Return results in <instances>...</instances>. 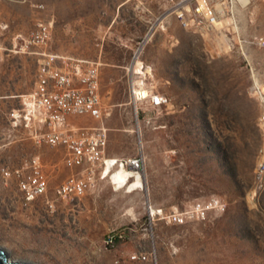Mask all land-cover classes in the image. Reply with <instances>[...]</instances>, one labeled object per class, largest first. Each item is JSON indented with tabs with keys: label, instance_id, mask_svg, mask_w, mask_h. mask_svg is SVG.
I'll use <instances>...</instances> for the list:
<instances>
[{
	"label": "rangeland",
	"instance_id": "1",
	"mask_svg": "<svg viewBox=\"0 0 264 264\" xmlns=\"http://www.w3.org/2000/svg\"><path fill=\"white\" fill-rule=\"evenodd\" d=\"M120 1L0 0L1 55L84 53L99 32L133 33L138 44L147 35L134 74L145 70L148 87L168 99L155 109L132 101L118 106L114 115L104 112L102 120L71 116L77 127L102 123L106 156L139 155L143 169L133 188V180L113 183L112 172L95 189L65 201L54 200L53 190L79 169L64 165L63 148L21 141V132L11 131L0 118V170L38 158L55 205L48 211L41 202L32 221L21 207L16 181L0 180V248L10 261L24 264H264V175L261 181L256 176L263 137L248 68L236 55L220 54L222 37L182 29L174 16L163 13L168 5L162 0H129L107 29ZM37 21L49 23L50 39L45 46L26 45ZM239 25L243 35L263 32L264 3L241 12ZM106 48L119 60L133 58L123 46ZM250 57L255 70L263 72L264 51L253 49ZM40 60L12 56L0 62L1 75L22 65L16 72L20 77H0V88L30 90ZM127 80L120 70L111 86L114 102L127 101ZM212 197L225 208L206 222L172 219ZM114 233L125 238L106 244Z\"/></svg>",
	"mask_w": 264,
	"mask_h": 264
},
{
	"label": "built area",
	"instance_id": "2",
	"mask_svg": "<svg viewBox=\"0 0 264 264\" xmlns=\"http://www.w3.org/2000/svg\"><path fill=\"white\" fill-rule=\"evenodd\" d=\"M168 5L167 15L174 16L180 27L187 32L208 37H222L220 54L231 53L245 64L252 76L250 95L260 107L258 118L263 142L259 149L256 176L259 181L264 175V71L258 73L251 64L250 51H264V31L243 35L239 25V14L253 3L264 0H162ZM50 39V25L37 21L35 29L25 41L29 46H45ZM135 48L133 61L139 59L141 44ZM43 60L39 64L32 91L21 96L20 108L10 113L13 124H21L28 131L29 138L37 145L63 148V163L77 174L69 176L53 190L54 200L65 201L78 198L95 189L97 182L112 172L123 171L130 174L127 179L135 181L141 177L143 158L141 156L108 158L106 156L107 134L104 125L87 128L71 124V116H89L102 120L103 108L98 95L99 78L97 63L73 61L64 68L57 66L59 57L55 54L39 53ZM148 74L145 70L134 74L129 81L132 101L146 102L152 108L167 105L168 99L148 87ZM138 92H135L136 88ZM147 89L146 97L142 95ZM138 112V109H136ZM110 177V176H109ZM14 179L23 208L40 200L48 211L54 210V200L48 198V179L38 158L30 157L14 168L0 170V180L4 184ZM220 199L212 197L192 205L181 215L172 219L179 223L187 220L206 222L209 215L224 211ZM158 216L161 212L157 213ZM166 218V217H163ZM170 219V217H167ZM124 234L109 235L106 244L124 239ZM137 257H132L136 260Z\"/></svg>",
	"mask_w": 264,
	"mask_h": 264
},
{
	"label": "crops",
	"instance_id": "3",
	"mask_svg": "<svg viewBox=\"0 0 264 264\" xmlns=\"http://www.w3.org/2000/svg\"><path fill=\"white\" fill-rule=\"evenodd\" d=\"M128 3L129 0H122L116 4L117 14L116 16L115 14L112 15L110 24L109 26H107V29H109L111 25L112 26L114 25L118 17H120L121 12L125 11V8L128 5ZM163 6L165 8L163 13H166L168 8H166L165 5ZM143 10L144 13L148 12L146 8H143ZM174 36L175 35L172 34L171 39L176 38ZM137 39L138 37H136V35L133 33H130L124 37L122 36L115 37L113 33H110L108 31L104 33L99 32L98 35L96 36L95 42H91V44L88 46L87 50H85L84 53H77L76 51L67 52L62 49H58V51L53 52V54L59 57V60L57 61L56 64L61 68H64L67 64L73 61H86L89 63H97L99 65L98 95L103 111L106 112L108 116H110L111 114L114 115L115 113H117L116 108L118 106L123 104L128 105L130 104V102H132V98L130 97V95H127V101L123 102L122 104L114 102L112 99L111 86L117 80L118 72L120 70H123L125 71V75L127 76L128 79L127 85L129 88V81L130 78H132L134 75V69L137 63L136 64L134 63L133 58L125 61L119 60L117 57L113 56V54L106 47L109 46V44L123 46L124 48L128 49L133 56L136 48L135 46L138 45V43L136 42ZM142 39H144V37ZM11 53L12 55H8V56H6L5 54L1 55L0 53V62L5 63L6 58L12 56H18V58H21L25 62L28 59H33L34 57H41L40 62L43 60V57L39 53L25 52L22 50L16 52L12 51ZM21 67L22 65H20V67H18L16 70L11 69L9 75L0 74V77L5 76L9 79L18 78L20 76L18 74L16 75V72L20 73ZM35 80H36V75H35ZM32 89L33 87L30 90L22 91V90H17L16 88L12 87V85H5V84L1 85L0 88V118L6 119L10 123L9 128L11 131L21 132V141L22 139H24L25 141L31 139L29 138L27 129H25L21 124H18L17 126L13 124V121L10 117V113L20 108L21 96L30 93ZM14 104L15 106H13ZM19 201H20V197H19ZM15 204L17 206L18 202H16ZM40 206H42V204L41 201L38 200L31 203L30 206L27 208L26 213L28 214L29 218L32 221L36 219L37 212Z\"/></svg>",
	"mask_w": 264,
	"mask_h": 264
},
{
	"label": "bare ground",
	"instance_id": "4",
	"mask_svg": "<svg viewBox=\"0 0 264 264\" xmlns=\"http://www.w3.org/2000/svg\"><path fill=\"white\" fill-rule=\"evenodd\" d=\"M219 44H221V43H219ZM110 174L111 173L107 174V176H109ZM110 177H111L113 183L118 184L119 186H122L123 184L128 185L129 181H127V179L130 177V174L125 173L123 171H118V172H113V174H111ZM140 178L138 179V177H137V179L134 182H132L134 184H130L131 188H133L134 186H136V184L137 185L140 184Z\"/></svg>",
	"mask_w": 264,
	"mask_h": 264
},
{
	"label": "water",
	"instance_id": "5",
	"mask_svg": "<svg viewBox=\"0 0 264 264\" xmlns=\"http://www.w3.org/2000/svg\"><path fill=\"white\" fill-rule=\"evenodd\" d=\"M0 264H24V263L10 261L7 258L5 251L2 248H0Z\"/></svg>",
	"mask_w": 264,
	"mask_h": 264
}]
</instances>
